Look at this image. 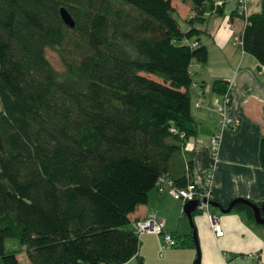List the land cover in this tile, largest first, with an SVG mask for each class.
Here are the masks:
<instances>
[{"label": "trees", "instance_id": "obj_1", "mask_svg": "<svg viewBox=\"0 0 264 264\" xmlns=\"http://www.w3.org/2000/svg\"><path fill=\"white\" fill-rule=\"evenodd\" d=\"M181 1L189 23L223 11ZM176 12L175 0H0V264H21L10 239L31 264L125 263L140 248L131 214L159 178L195 181L192 64L208 48ZM241 40L264 67V0ZM213 88L232 97L226 80Z\"/></svg>", "mask_w": 264, "mask_h": 264}, {"label": "crops", "instance_id": "obj_2", "mask_svg": "<svg viewBox=\"0 0 264 264\" xmlns=\"http://www.w3.org/2000/svg\"><path fill=\"white\" fill-rule=\"evenodd\" d=\"M240 0H224L220 14H206L195 20L203 30L202 42L208 48L205 63L193 62L194 82L190 88L192 110L198 132L185 144L186 153L193 161V176L200 186L208 180L213 168L212 200L227 206L236 197H247L257 203L264 201V164L262 142L264 138V67L251 53L245 51L241 34L246 17L262 10L263 0H248L246 16L236 12ZM183 15L189 28L191 6ZM188 20V21H187ZM217 80L230 83L232 101L229 115L236 119L233 127L220 128V113L214 108L217 93L213 85ZM203 97L201 105L197 102ZM220 132V148L214 154L211 142ZM185 202L170 193L169 186H154L146 203L131 214L133 219L156 217L164 221L165 228L183 244L167 246L161 235L140 233L137 255L121 264H195L197 247L187 214ZM209 214L219 218L225 234L217 237ZM201 264H264V225L253 221L248 209L234 207L223 212L210 204L209 211L194 214ZM136 220V221H137ZM133 225V223H132Z\"/></svg>", "mask_w": 264, "mask_h": 264}, {"label": "built area", "instance_id": "obj_3", "mask_svg": "<svg viewBox=\"0 0 264 264\" xmlns=\"http://www.w3.org/2000/svg\"><path fill=\"white\" fill-rule=\"evenodd\" d=\"M218 5H222L224 0H216ZM247 5L248 0H240L239 5L237 8V13L239 15H246L247 12ZM241 39V38H240ZM242 41V40H241ZM195 44H198L195 42ZM232 97L230 94L222 93L215 98L214 108L220 113L221 120H220V128L226 127H233L236 125V119L232 118L229 115V109L231 105ZM203 102V97L197 102V105H201ZM220 141H221V133L217 132L211 142V147L216 154L220 148ZM212 177H213V168H209L208 170V180L204 186H200L197 182L191 181L185 186H178L174 184L173 180L161 176L157 182V185L160 189H164L166 186H169L170 193L179 199H182L185 203L191 200H198L199 201V210L200 211H209L210 203L209 201L212 200ZM210 223L212 229L217 237L223 236L225 234L224 227L220 222L219 218L214 216L213 214H209ZM135 227L139 233L143 232H152L161 234L164 239V243L167 246H173L177 244V240L174 234L168 231L165 228V223L163 220L156 218V217H147L135 222Z\"/></svg>", "mask_w": 264, "mask_h": 264}, {"label": "water", "instance_id": "obj_4", "mask_svg": "<svg viewBox=\"0 0 264 264\" xmlns=\"http://www.w3.org/2000/svg\"><path fill=\"white\" fill-rule=\"evenodd\" d=\"M61 15H62L64 21L68 25H70V26L76 25V21H75L74 17L72 16V14L70 13V11L68 10L67 7H65V6L61 7ZM209 203L214 205V206H218L223 212L231 211L235 207V205L238 203L246 204L247 206L252 208V210L254 212V217H255L256 223L264 225V201L262 203H257V202H255L252 199H249L247 197H236V198L232 199L231 202L227 206H223L222 204H220L219 202H217L215 200H210ZM197 210L200 211L198 200H191V201H188L184 204V211L187 214V216L190 220V223L192 225L193 238L195 240L196 247H197V257L195 260V264H201V249H200V245H199L197 227H196L195 221H194V219H195L194 212H196Z\"/></svg>", "mask_w": 264, "mask_h": 264}, {"label": "rangeland", "instance_id": "obj_5", "mask_svg": "<svg viewBox=\"0 0 264 264\" xmlns=\"http://www.w3.org/2000/svg\"><path fill=\"white\" fill-rule=\"evenodd\" d=\"M175 2H176V7H177V12L175 14L181 20V24H182L183 28H185V27H187V22L185 21L183 15H185L187 13L188 8L184 5V3L181 0H175ZM47 55H48L49 59L51 60V62L53 63V65L57 69L62 70L64 68L63 64H62L61 57L59 55V52L56 49L48 48L47 49ZM191 228H192V225H191ZM159 235H161V234H159ZM9 243H10V245L14 244V246L16 244L15 248H19V250H20L19 258H20L21 264H31L30 261L28 260V257L26 255V251H25L23 245L17 239H10L8 244ZM149 259L150 260L147 262V264L152 263L151 257Z\"/></svg>", "mask_w": 264, "mask_h": 264}]
</instances>
